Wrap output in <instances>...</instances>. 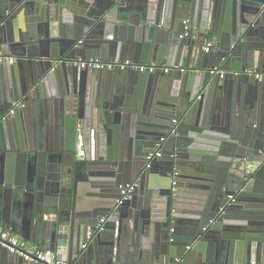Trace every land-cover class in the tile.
I'll use <instances>...</instances> for the list:
<instances>
[{"label": "water", "instance_id": "obj_1", "mask_svg": "<svg viewBox=\"0 0 264 264\" xmlns=\"http://www.w3.org/2000/svg\"><path fill=\"white\" fill-rule=\"evenodd\" d=\"M0 52L1 225L67 264H264V0H0Z\"/></svg>", "mask_w": 264, "mask_h": 264}, {"label": "built area", "instance_id": "obj_2", "mask_svg": "<svg viewBox=\"0 0 264 264\" xmlns=\"http://www.w3.org/2000/svg\"><path fill=\"white\" fill-rule=\"evenodd\" d=\"M190 34V27L188 25L185 26L184 36H188ZM212 48V42L210 39H206L203 42L202 50L205 53H208ZM5 59L7 62H12L14 60L13 57L4 56L0 52V60ZM81 66L91 67L93 69H119L125 70L130 69L132 71L138 72H169L170 68L166 65H157V64H139L131 61L130 59L125 60H115V61H104L99 59H90L80 61ZM210 74L219 75V77H224L226 72L224 70L219 69L218 67H214L210 69ZM263 74L256 76H262ZM17 105V104H15ZM13 112V109H9V111L0 117V125L7 119V116ZM175 120H173L174 122ZM165 137L162 136L157 142V151L150 155H161L162 143ZM174 184V182H172ZM136 183H128L123 186H120L118 203L122 204L128 199L131 198L133 191L135 190ZM175 190V187L172 188ZM101 223L105 222V218H101ZM0 245L5 246L10 253L16 254L20 257V261L14 263H0V264H67L62 260L57 258L56 253L52 251H48L43 248H39L36 245H33L23 239L20 235L10 233L8 230L4 229L0 226ZM120 264V263H117Z\"/></svg>", "mask_w": 264, "mask_h": 264}, {"label": "crops", "instance_id": "obj_3", "mask_svg": "<svg viewBox=\"0 0 264 264\" xmlns=\"http://www.w3.org/2000/svg\"><path fill=\"white\" fill-rule=\"evenodd\" d=\"M201 50H202V47H201ZM11 57H13V56H11ZM1 195H2V199H4L3 202H2V204H3L2 207L4 209H2V210L3 211H9L11 213V211H12V207L11 206L17 204V199L15 198V195H13L12 192L8 193L7 195H4L3 193H1ZM0 226H3V225H1V223H0ZM3 228L8 230L10 233L19 235V233L13 231L12 228H5L4 226H3ZM20 260H21L20 257H17L16 261H20Z\"/></svg>", "mask_w": 264, "mask_h": 264}]
</instances>
